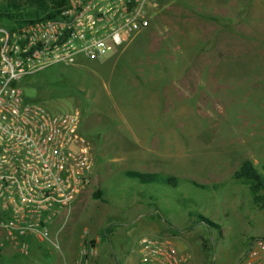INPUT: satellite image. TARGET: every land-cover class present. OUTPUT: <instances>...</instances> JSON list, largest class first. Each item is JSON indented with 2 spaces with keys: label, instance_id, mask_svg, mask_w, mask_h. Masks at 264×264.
I'll return each mask as SVG.
<instances>
[{
  "label": "rangeland",
  "instance_id": "374dc122",
  "mask_svg": "<svg viewBox=\"0 0 264 264\" xmlns=\"http://www.w3.org/2000/svg\"><path fill=\"white\" fill-rule=\"evenodd\" d=\"M148 14V27L122 56L125 45L107 58L55 64L17 82L52 112L79 113L91 140L92 182L57 233L62 218L55 217L38 253L10 249L0 264H62L59 236L69 227L74 255L82 238L93 243L98 235L110 264H123L125 255L137 264L143 235L173 238L188 255L183 264H239L249 239L264 237V205L252 199L249 182L213 181L206 167L232 170L247 160L260 172L264 164V31L258 39L253 23L230 18L222 25L224 60L212 69L204 0H152ZM12 24L2 20L0 28ZM129 169L174 176L176 185L138 184L123 175Z\"/></svg>",
  "mask_w": 264,
  "mask_h": 264
},
{
  "label": "built area",
  "instance_id": "2783aa9c",
  "mask_svg": "<svg viewBox=\"0 0 264 264\" xmlns=\"http://www.w3.org/2000/svg\"><path fill=\"white\" fill-rule=\"evenodd\" d=\"M152 0H62L53 17L0 28V238L19 255L65 221L89 183L91 145L77 111L52 112L24 98L17 82L55 64L113 55L149 25ZM91 240L65 264H88ZM1 245V243H0ZM137 264H183L166 236L137 240ZM239 264H264V237H252Z\"/></svg>",
  "mask_w": 264,
  "mask_h": 264
},
{
  "label": "crops",
  "instance_id": "0c3cea01",
  "mask_svg": "<svg viewBox=\"0 0 264 264\" xmlns=\"http://www.w3.org/2000/svg\"><path fill=\"white\" fill-rule=\"evenodd\" d=\"M247 2L251 3V0H207V1L204 0V8H205V14H206L205 18L207 20V23L212 25L211 28H209L208 26L206 28L208 39L206 41V46H205L206 55H208L207 64L212 69H213L214 65H217L216 67L220 66L221 61L224 60V58H223V60L219 61V57L224 56V54H225L224 48L226 47L224 42H223L226 39V37H225L224 29H223L222 25L230 24V22L228 21L230 18L238 19V20H234L232 23L240 22V21L253 23L256 26V28H254L253 30H254L255 36H257L258 39L261 36L259 34H261L264 31V9L259 7L260 3L257 2V0H255V2L253 4H251V5L249 4V6H247ZM239 3H240V6H239ZM246 6H247V8H246ZM240 8L244 9L243 14H241ZM241 18L242 19L244 18L245 20H242ZM209 33H210V36H209ZM138 36H140V33L136 34L134 37H132L125 44V46L123 47L124 49L123 48H122L123 50L121 49V53H120L121 56H122L127 44L130 43L131 41H133L134 39H136ZM193 71L194 72L197 71L196 65H194ZM89 141H90V145H91V140L89 139ZM210 163H212V162H210ZM210 163H208L206 165L208 170L210 169L209 171H207V174L209 175V177L215 178V179H212L213 181H216L217 179L218 180H225L226 177L233 178L232 173L239 166L238 165L237 167L233 168L232 170H228V169L224 168L225 166L223 164L222 165H216V163L215 164H213V163L210 164ZM89 178L90 179H89L88 184H90L92 182L91 174H89ZM94 178L95 177L93 176V179ZM86 186H85V188H86ZM85 188L83 190H85ZM83 190H81L75 196L73 202L84 192ZM71 205H72V203H71ZM56 224H57V221H54L51 228L53 229ZM170 227H172V226L170 225ZM71 232H72V230L70 229V227L67 229L64 228V232L61 231V233H60L61 238L59 236V239L61 240V250L63 251L64 257H65V261H63L62 264L70 263L75 258V255H74V253H75L74 249L75 248H71L72 247L71 246V239L69 238V235ZM166 237L169 239V241L172 243V245L178 251H180L179 250L180 246L175 242V240L171 237H168V236H166ZM84 238L81 239V242ZM94 239H95V241L92 243V245L94 246L95 251H94V254H92L89 257L88 264H104V263L110 264L111 262H113L114 257H113V255H111V251L109 249H105L101 246L100 237L98 235H95ZM0 243H1L0 255L3 254V255H6L7 257H9V253H10L11 248L1 238H0ZM41 248H42V241L31 240V245L29 246V250L31 252L32 251L34 252V250L36 249V252L38 253L41 250ZM22 262L26 263L25 261H22ZM57 262H59V260H57ZM127 262H129V257L127 255H125L123 257V264H127Z\"/></svg>",
  "mask_w": 264,
  "mask_h": 264
},
{
  "label": "trees",
  "instance_id": "16d2710c",
  "mask_svg": "<svg viewBox=\"0 0 264 264\" xmlns=\"http://www.w3.org/2000/svg\"><path fill=\"white\" fill-rule=\"evenodd\" d=\"M61 2L62 0H2L0 2V21H12L14 24L10 25L7 29H13L35 19L53 17ZM22 94L25 99L29 100L23 92ZM123 175L126 178L135 179L138 184L144 185L159 183L173 187L176 185L177 180L171 175L163 176L154 172H144L135 169L124 170ZM232 177L248 181V189L252 195V199L264 205V198L259 193L264 191V164L261 165V171L259 172L251 162L247 160L243 161L233 171ZM97 192L99 193V191ZM197 216L198 218H202L199 215ZM203 220L209 222L205 218ZM90 242L92 243V240Z\"/></svg>",
  "mask_w": 264,
  "mask_h": 264
}]
</instances>
